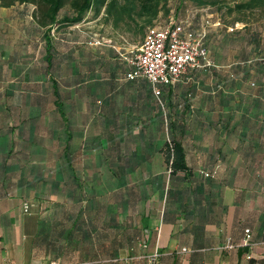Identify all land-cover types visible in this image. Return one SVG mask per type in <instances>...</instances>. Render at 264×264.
I'll list each match as a JSON object with an SVG mask.
<instances>
[{
  "label": "crops",
  "instance_id": "crops-1",
  "mask_svg": "<svg viewBox=\"0 0 264 264\" xmlns=\"http://www.w3.org/2000/svg\"><path fill=\"white\" fill-rule=\"evenodd\" d=\"M24 6L0 8V264H264V84L229 78L235 50L159 88L172 171L137 43L46 37Z\"/></svg>",
  "mask_w": 264,
  "mask_h": 264
},
{
  "label": "trees",
  "instance_id": "trees-1",
  "mask_svg": "<svg viewBox=\"0 0 264 264\" xmlns=\"http://www.w3.org/2000/svg\"><path fill=\"white\" fill-rule=\"evenodd\" d=\"M168 1L169 0H0V8H12L13 6L18 4L31 6L32 23H34L35 26H37L38 28L42 29L45 32L44 35L48 37V34L52 29L59 31L69 26L77 27L83 22L85 16L89 11H92L93 15L96 16L100 13L102 8L105 14L110 15L112 17L114 24H117L118 22L123 21L125 19H133L134 15L143 19L145 23L150 24L157 17L158 13L161 10H163V13L165 15L168 13V9L165 7V4ZM195 1L198 4H206V1L204 0ZM235 7L238 12L244 14L246 10L250 11L257 8H264V0H244L237 3ZM229 10L231 11L232 8H229ZM243 20V17H239L238 19H236L237 22H243ZM192 26L194 27L197 25L193 24ZM1 30L2 29H0V31ZM214 37L216 36H212L210 31H206L205 29L204 45L208 49L209 57L213 63L212 66L203 69L206 72H211L212 69L218 66L214 63V60L212 59L210 54V49L215 48L213 45ZM224 40H226V42L228 43L230 41V46H226L223 48L222 55L226 53L225 51L231 50L232 48L230 49V47L235 48L238 46L234 38L231 36L228 41L225 37ZM250 40V42H252L253 38ZM46 50H48V48H46ZM257 56H260V59L255 58ZM263 57V47H242L236 56V59L238 61L232 62L234 63V65H232L231 67L233 71L229 74V78L232 79L240 74V80L242 81H245L246 79L251 77L254 82L263 85ZM251 59L252 61H250ZM247 67H250V70L247 69ZM163 86L168 85H159V88ZM191 96V93H187V96L183 103L184 105H186L187 103L189 107L192 106L190 98ZM156 98L161 110L160 116L165 131L166 142L169 145L168 166L169 168H171L172 171L179 168H185L186 165L184 161L183 148L178 142L173 140L172 136L170 135L171 129L173 127V121L170 117L169 110L167 109L164 102L159 96H156ZM205 173H207L208 175L213 174V172H203V174Z\"/></svg>",
  "mask_w": 264,
  "mask_h": 264
},
{
  "label": "rangeland",
  "instance_id": "rangeland-1",
  "mask_svg": "<svg viewBox=\"0 0 264 264\" xmlns=\"http://www.w3.org/2000/svg\"><path fill=\"white\" fill-rule=\"evenodd\" d=\"M206 4H198L195 0H169L165 7L168 13L165 15L161 10L157 17L147 24L143 19L133 16V19H125L114 24L112 17L107 15L102 10L101 18L92 22H84L78 25V28H83L85 31H90L94 35H98V41L106 43H119L121 46L125 44L138 45L133 49V55L139 47L145 31L149 26L163 25L169 19L174 21L191 22L195 28L204 27L210 31L213 39V45L216 51L222 52L223 48L230 46L227 41L230 36L236 41L237 47L230 49L235 50L238 54L241 48L245 46L263 47L264 49V8H257L245 13L238 12L235 5L244 0H204ZM210 1V2H207ZM229 8H232L230 11ZM24 12L29 13L31 8L23 5ZM0 9V16L4 15V10ZM8 13V12H7ZM104 13V16H103ZM12 14V13H10ZM8 15V14H7ZM243 17V22H237L236 19ZM0 27V29L13 30V26ZM232 28V29H230ZM64 29L59 31H51L52 37L62 35ZM253 38V41L250 42ZM3 39V38H2ZM4 41V40H3ZM251 43V44H250ZM242 45V46H239ZM217 48V49H216ZM257 56L255 58H259ZM264 58V57H263ZM263 60V59H262Z\"/></svg>",
  "mask_w": 264,
  "mask_h": 264
},
{
  "label": "built area",
  "instance_id": "built-area-1",
  "mask_svg": "<svg viewBox=\"0 0 264 264\" xmlns=\"http://www.w3.org/2000/svg\"><path fill=\"white\" fill-rule=\"evenodd\" d=\"M204 37V27L195 28L191 22L169 19L163 25L147 27L139 47L130 59L132 70L126 77L145 78L158 96L159 85L179 81L188 69H204L213 65L204 45ZM216 87L221 88V84ZM29 208L30 204L24 202L23 211L27 212ZM244 232L243 241L247 242L250 239L249 230Z\"/></svg>",
  "mask_w": 264,
  "mask_h": 264
}]
</instances>
